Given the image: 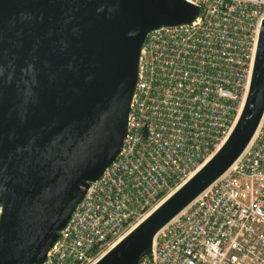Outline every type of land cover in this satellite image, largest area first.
Returning a JSON list of instances; mask_svg holds the SVG:
<instances>
[{"label": "water", "instance_id": "water-1", "mask_svg": "<svg viewBox=\"0 0 264 264\" xmlns=\"http://www.w3.org/2000/svg\"><path fill=\"white\" fill-rule=\"evenodd\" d=\"M196 13L184 0H0V264L43 262L121 148L145 34ZM263 111L264 21L224 144L94 264H135L242 153Z\"/></svg>", "mask_w": 264, "mask_h": 264}, {"label": "built area", "instance_id": "built-area-1", "mask_svg": "<svg viewBox=\"0 0 264 264\" xmlns=\"http://www.w3.org/2000/svg\"><path fill=\"white\" fill-rule=\"evenodd\" d=\"M187 23L140 45L122 145L41 264H88L228 136L251 80L264 0H184ZM135 264H264V111L236 160L155 234Z\"/></svg>", "mask_w": 264, "mask_h": 264}, {"label": "rangeland", "instance_id": "rangeland-1", "mask_svg": "<svg viewBox=\"0 0 264 264\" xmlns=\"http://www.w3.org/2000/svg\"><path fill=\"white\" fill-rule=\"evenodd\" d=\"M221 143L216 146L212 152L206 157L204 161L201 162L199 167L192 173V175L208 160L210 159L217 150L221 147ZM191 175V176H192ZM190 176V177H191ZM190 177H187L185 180H183L181 183H177L176 185H173L172 189L169 190L164 194L163 197H160L158 200V203L154 206H152L150 209L146 210L143 216H141L139 219L129 223L127 226H125L122 230H120L118 233L115 234L113 239L109 242L108 245H104V247H101L99 250L94 252L93 259L88 264H94L100 257H102L105 253H107L114 245H116L119 241H121L134 227H136L150 212H152L160 203H162L168 196H170L174 191L179 188L183 183H185Z\"/></svg>", "mask_w": 264, "mask_h": 264}, {"label": "bare ground", "instance_id": "bare-ground-1", "mask_svg": "<svg viewBox=\"0 0 264 264\" xmlns=\"http://www.w3.org/2000/svg\"><path fill=\"white\" fill-rule=\"evenodd\" d=\"M227 137H228V136L224 137V138L221 140V142H220L221 145H220V146H222V145L224 144V142L226 141ZM252 137H253V136H252ZM217 146H218V145H217ZM154 236H155V235H154Z\"/></svg>", "mask_w": 264, "mask_h": 264}, {"label": "trees", "instance_id": "trees-1", "mask_svg": "<svg viewBox=\"0 0 264 264\" xmlns=\"http://www.w3.org/2000/svg\"><path fill=\"white\" fill-rule=\"evenodd\" d=\"M164 196V194L163 195H161V197H163Z\"/></svg>", "mask_w": 264, "mask_h": 264}]
</instances>
